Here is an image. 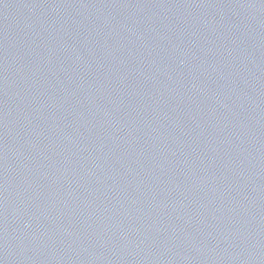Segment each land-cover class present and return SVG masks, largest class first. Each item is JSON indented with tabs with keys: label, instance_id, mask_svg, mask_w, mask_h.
Masks as SVG:
<instances>
[{
	"label": "water",
	"instance_id": "water-1",
	"mask_svg": "<svg viewBox=\"0 0 264 264\" xmlns=\"http://www.w3.org/2000/svg\"><path fill=\"white\" fill-rule=\"evenodd\" d=\"M0 264H264V0H0Z\"/></svg>",
	"mask_w": 264,
	"mask_h": 264
}]
</instances>
